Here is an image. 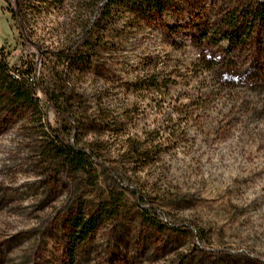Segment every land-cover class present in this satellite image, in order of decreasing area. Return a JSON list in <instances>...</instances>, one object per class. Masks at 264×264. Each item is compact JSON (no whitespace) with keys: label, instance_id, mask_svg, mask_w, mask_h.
I'll list each match as a JSON object with an SVG mask.
<instances>
[{"label":"rangeland","instance_id":"obj_1","mask_svg":"<svg viewBox=\"0 0 264 264\" xmlns=\"http://www.w3.org/2000/svg\"><path fill=\"white\" fill-rule=\"evenodd\" d=\"M103 1L28 0L24 22L33 39L24 52L13 29L19 22L11 17L14 0H0V50L13 67L37 65L36 76L49 91L58 94L68 86L81 121L75 137L100 146L105 165L95 186L84 187L85 178L60 174L51 163L47 169L36 156L43 130L32 114L1 115L0 264H71V210L81 201L93 208L110 188L123 190L115 178L154 200L164 231L139 222L129 195L126 215L103 224L76 264H264V26L253 27L238 48L219 38L203 47L193 36L199 23L206 21L208 32L216 16L264 0H203L192 13L166 16L164 24L177 34L122 18L117 28L129 40L117 46L118 56H106L88 72L58 66L46 53L78 43ZM162 56L180 66L182 76L173 81L190 78L195 85L145 98L126 88ZM177 108L192 111L184 116ZM48 110L53 128L66 133ZM124 112L129 117L121 115L128 124L122 137L86 126L94 121L99 128L105 115L116 113L118 119ZM173 125L181 134L168 131V142L159 141L157 148L166 152L157 164L132 173L120 141L164 134ZM74 193L80 199H73Z\"/></svg>","mask_w":264,"mask_h":264},{"label":"trees","instance_id":"obj_2","mask_svg":"<svg viewBox=\"0 0 264 264\" xmlns=\"http://www.w3.org/2000/svg\"><path fill=\"white\" fill-rule=\"evenodd\" d=\"M39 1L43 2V0ZM202 1L104 0L101 6L97 8L92 21L78 43L59 51L47 52L46 55L52 57L58 66L62 64L68 69L76 68L88 72L98 68L106 56H118L117 46H121L122 43L129 40L126 35L121 33L123 31L117 28V23L122 18L137 21L140 23L138 26H142V24L145 26L155 25L162 28L163 32L172 30L176 33V29L164 24L166 16L170 13L177 15L181 12L192 13L191 10H196ZM27 2L28 0H14L15 10L13 12L15 13L12 12L11 16L12 20L19 21L13 29L22 37L24 52L27 51V47L33 39L24 22L28 17L27 9H25ZM202 7L204 8V6ZM257 24L264 26V2L261 1L252 2L247 9H242L239 13L216 16L210 25L212 31L206 32V21L199 23L197 27L195 26L193 36L203 47L206 46V41L212 42L213 39L219 38L238 48L245 44L246 39L251 35V29ZM171 46L176 47L177 43L174 42ZM166 56L164 58L162 56V60L158 58L149 63L148 67L143 68L141 73L133 78L132 82L126 84V88L145 98L155 94L169 96L172 92L171 88L175 86L190 87L195 85L194 80L190 78L183 83L173 81L172 78L182 76L178 71L180 66L177 64L169 65ZM34 68L35 70H23L21 67H13L8 61L5 51L0 50V116L17 117L22 113L32 114L37 125L43 130V135L39 141H36L34 153L39 159L44 160L43 164L46 168H50L51 163L55 169H59L60 174L74 178L80 177V179L82 177V180L85 178L84 187L95 186L99 180V168H105L102 162L103 156L100 154L102 150L94 142L82 144L75 137V131L79 129L81 121L78 117L79 112L74 111L72 91L66 84L63 85V90L58 94L49 91L36 76L37 65L34 64ZM41 95L46 99L47 108L42 105ZM48 109L53 110L61 119L66 133L53 128ZM175 111L187 116L192 110L189 108L179 110L177 108ZM114 114H107L103 120L98 121L99 128H96L94 121L92 124H86V126H89L88 129L93 133H95L94 131H101L102 134L108 133L110 136L122 137L127 133L128 124L122 123L126 120L121 118V115H125L126 119L129 116L124 112L118 114L119 118L117 119ZM27 120H29L28 117ZM168 131H171V136L181 134L180 128L173 125L164 128V134H161L162 131H158L157 136H155L153 131L136 139L128 137L125 141H120L124 151L122 157L126 159L125 163L132 173L142 174L157 164L163 152H166L164 148L157 147L162 139L168 142V138H164ZM179 137L177 136L175 139L180 140ZM115 181L123 190H117L115 187L110 188L107 191L106 199L97 205H93V208L88 203L81 201L77 208L71 210L67 220L70 232V246L67 254L71 264H76L80 252L87 246V242L95 237L103 224L126 215L124 213L127 211L129 195L134 198L136 217L139 222L150 230L162 229L164 231V225L159 220L160 215L158 213L160 212L154 208V200L137 189L126 186L118 178H115ZM79 195V193H74L73 199H80H77Z\"/></svg>","mask_w":264,"mask_h":264}]
</instances>
